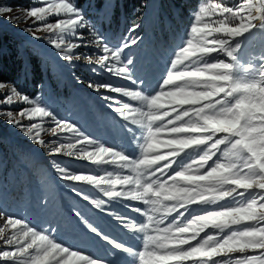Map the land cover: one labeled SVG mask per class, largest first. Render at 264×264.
<instances>
[{
  "label": "clouds",
  "instance_id": "1",
  "mask_svg": "<svg viewBox=\"0 0 264 264\" xmlns=\"http://www.w3.org/2000/svg\"><path fill=\"white\" fill-rule=\"evenodd\" d=\"M37 11L42 19L47 10ZM79 19L48 24L44 31L66 33ZM255 27L241 20L234 26L193 28L174 55L162 43L149 48L140 37L115 49L112 55L121 60L119 72L126 79L119 86L88 84L99 101H94L95 130L59 119L44 107L32 109L50 118V127H33L48 155L63 158L50 161L54 175L49 185L66 193L69 201L62 223H51L44 231L26 223L18 232L24 251L37 253L34 264H110L52 237L73 220L87 237L113 249V258L126 257L127 264H144L146 257L155 258L154 264H184V259L212 256L224 248L264 247V229L258 238L255 230L244 229L219 239L242 218L256 216L255 198L216 207L244 196L241 188H264V74L255 79L237 72L239 54ZM49 42L64 60H81L71 54L72 44L62 48V41ZM85 59L95 72L104 68L107 57ZM42 132L56 139L45 143ZM87 165H111L112 170H78ZM40 203L46 205L47 197ZM209 228L217 233L200 238ZM113 229L127 239H117ZM4 235L0 230V239ZM194 240L196 245L185 247Z\"/></svg>",
  "mask_w": 264,
  "mask_h": 264
},
{
  "label": "rangeland",
  "instance_id": "2",
  "mask_svg": "<svg viewBox=\"0 0 264 264\" xmlns=\"http://www.w3.org/2000/svg\"><path fill=\"white\" fill-rule=\"evenodd\" d=\"M107 1V0H106ZM197 5L195 8L189 7L182 9L181 15L184 20V30L179 31L176 37H172L168 41L165 48L170 55H174L175 51L184 46L185 41L189 38L191 29H202L205 26L227 27L234 26L241 20L245 23L251 22L256 27L253 33L248 36L245 48L239 54L238 74L248 78L258 79L264 74L261 65L264 60L260 59V55L264 54V24L256 17L259 10L264 13V0H195ZM60 0H0V7H4L6 11L0 13V31L9 33L12 36L13 44L20 50L21 54L40 57V67L43 69L44 75L47 77L44 82L27 88L23 84V76L27 71H22L20 78L14 82H2L5 84L4 89H0V158L13 171L8 174L9 186L0 188V227H4L8 220L21 219L29 226L38 231H44L45 227L51 223H62L64 220L63 212L68 208L69 201L66 199V193L59 188L50 190L49 177L54 175L51 173L50 161L63 159L59 156H49L47 149L43 148L27 135L24 129L36 123L43 125L44 128L50 127V118L36 117L30 120L27 117L21 118L20 111L25 108L34 107L35 105L25 104L22 100L13 96V103L6 105L3 103L7 95L11 94V89L15 87L21 96L25 95L32 101L37 102L41 107L51 110L59 119H68L73 123L79 124L85 130H95L96 119L93 116L94 101L99 103L97 93L93 89L88 88V84L92 82L94 85L98 83L121 85L126 79L119 72L122 67L121 60H117L112 52L121 47L123 44L131 41L136 37H140L145 41V45L149 46L154 35L152 27L158 22L157 7L160 0H151L148 3L147 10L143 12V16L139 24L133 22L127 31L116 32L114 28L110 31L100 26L101 18L108 21L112 14V6L107 8V3L93 5V0H87L84 4H78L76 0H65L72 3L80 14L84 17L85 25L73 29L69 33H53L45 32L44 27L47 24H55L59 21L68 19L72 14L63 12H49L45 19L37 21L35 17L30 15V11L39 7L48 8L49 5H55ZM260 3V4H259ZM102 5V6H101ZM257 8H259L257 10ZM110 9V10H106ZM170 16H167L168 19ZM67 27V25H65ZM151 31V32H150ZM103 38V41L99 37ZM216 38H223L220 34H216ZM55 40L57 43L62 41L61 47L72 44V55H81L80 61L68 62L60 55V49H57L49 41ZM127 51V50H125ZM23 52V53H22ZM101 56L107 59L104 68H97V71L91 72L90 67L86 66V57H90L93 61ZM216 58V57H214ZM218 58L223 59V56ZM29 59H26V63ZM24 64V65H25ZM250 66V67H249ZM93 67H97L93 64ZM110 69V71H105ZM24 73V74H23ZM67 90L68 93L63 94L62 91ZM36 91V92H35ZM69 94V95H67ZM109 96L114 95L109 92ZM57 106V107H56ZM11 111L13 117L19 120L21 128L9 123L7 112ZM72 113L71 116L68 114ZM36 135V133H33ZM41 139L45 143H50L56 139L47 133H41ZM55 145H52L54 147ZM3 159V160H2ZM69 166L76 167L74 164ZM0 167L5 168L4 165ZM78 170L92 171L97 174L112 170L111 165H102L99 168L87 165ZM2 178V177H1ZM59 183V182H58ZM39 188V195H35ZM55 191V193H54ZM243 191L244 196L237 195L236 199H229L216 207H232L239 202L250 201L255 198L256 203L253 205L252 211L256 212V216L249 215L242 218L239 224H233L223 233L219 234V239H223L229 232L244 229H253L259 236V230L264 229V219L260 218V213L264 212V188L250 187L248 189H239ZM56 194V196H55ZM47 197L46 205L40 203L41 199ZM200 211H207L208 208H200L194 206ZM79 229H83L81 225L75 226L73 220L70 224ZM76 229V228H75ZM14 229L9 225L4 230V238L0 239V251H15L14 246L8 245L6 240L11 236ZM49 232L51 229L49 228ZM57 233L52 232V237L59 243L80 251L91 258L98 261H110L108 255L113 251L107 244L103 243L95 237H87L79 239L77 229L73 232H66L65 240L57 238ZM217 230L209 228L205 233H201V237L207 234H216ZM113 235L117 239H122L123 234L113 230ZM199 239V238H198ZM88 242V245L86 243ZM198 243V240L192 241L185 247H192ZM28 251V250H27ZM25 251V252H27ZM86 251V252H85ZM34 255L31 250L24 257L8 261H0V264H21L22 261L29 262ZM122 264H127L126 257L121 256ZM155 258H145L144 264H154ZM264 264V247L260 246H242L234 248H224L219 254L208 256L201 253L191 259H184V264ZM111 264V261H110Z\"/></svg>",
  "mask_w": 264,
  "mask_h": 264
},
{
  "label": "trees",
  "instance_id": "3",
  "mask_svg": "<svg viewBox=\"0 0 264 264\" xmlns=\"http://www.w3.org/2000/svg\"><path fill=\"white\" fill-rule=\"evenodd\" d=\"M76 1L78 4L82 5L87 0ZM150 1L151 0H93L92 4L97 6L106 2L107 8L112 6L111 17L106 22L101 18L99 21L100 26L108 31H110V28H114L117 30L116 32H119L127 31L130 24H132V19L133 22L139 24L143 12L147 10L146 8ZM196 5L197 3L195 0H160L157 7L159 19L151 29L154 37L152 43L148 47L150 48L155 44L161 43L167 45L172 37H176L179 31L184 30V20L181 15L182 9H188L189 7L195 8ZM167 16H170V19H168ZM12 39L9 33L0 31V82H14L18 80L23 70L25 72L27 71V74L23 76V84L27 88L44 82L47 77L42 73L44 71L40 67V57L38 55L32 57L31 55H26V57H24L20 50L18 51L17 47L13 44ZM26 59H29L28 64H25ZM62 92L63 94L68 93L66 89ZM0 165L5 166L3 169L0 167V188L4 186L6 190L10 182H5H7V176L13 171V168L5 164L4 160L2 162L1 158ZM48 187L50 190H54L53 186L48 185ZM34 191H37L35 195L38 196L40 192L39 188H34Z\"/></svg>",
  "mask_w": 264,
  "mask_h": 264
},
{
  "label": "snow or ice",
  "instance_id": "4",
  "mask_svg": "<svg viewBox=\"0 0 264 264\" xmlns=\"http://www.w3.org/2000/svg\"><path fill=\"white\" fill-rule=\"evenodd\" d=\"M65 5H71V8H67L66 9ZM39 9H46V8L39 7ZM46 10L47 11L43 14L42 19H38L37 18L38 16L41 15L37 11V8L32 9L30 11V15L35 17V19L37 21L44 20L45 16L49 12H57V13L63 12V13L72 14L71 16H69L68 19H65L63 21L77 20L78 18H80L79 19V23H77L75 25H72L70 28H68L66 33L72 32L73 29H76V28H79V27H83L85 25L84 17L80 14V11L76 7H74L72 3L65 2V0H60V2L55 4V5H49V7ZM4 11H6V9L4 7H0V13H3ZM4 88H5V84L0 82V89H4ZM13 96H15L18 99L22 100L25 104L35 105L34 107L25 108L22 111H20L19 116L21 118L27 117V118H29L31 120L34 115L36 117L40 116L38 111L36 113H33L32 109H34V108L39 109V108H42V107L37 102L32 101L29 97H27L25 95L21 96V94L17 92L15 87H13L11 89V94L6 96V98L4 99L3 103L6 104V105H11L13 103ZM7 115L10 118L9 123H14V126H16L18 128L22 127V125L20 124L19 120L16 119L15 117H13V113L11 111L7 112ZM33 125H40V124L33 123V124H31L30 127L24 129V131L26 132L27 135L31 136L33 140L37 141V137H36V135H33V133H36L38 131V129L34 128ZM0 215H2V213H0ZM24 224H26V223L23 220H21V219H11L10 218L8 220L7 224L4 227H0V230H2V231H4L5 228L8 227L9 225L14 229V231L11 234V236H9L7 238L6 243L8 245L14 246V248H15V251H8V250L0 251V261H8V260L19 259L21 257H24L25 254L28 253L31 250V252H33L34 255L31 257L30 264H34V260H35V258L37 256V253L35 252L34 249H31V248L28 249L27 252H25L24 251L25 245L20 243L19 239H18V235L17 234L21 230V228H23ZM21 264H29V262L22 261Z\"/></svg>",
  "mask_w": 264,
  "mask_h": 264
},
{
  "label": "bare ground",
  "instance_id": "5",
  "mask_svg": "<svg viewBox=\"0 0 264 264\" xmlns=\"http://www.w3.org/2000/svg\"><path fill=\"white\" fill-rule=\"evenodd\" d=\"M261 2L263 1V0H260ZM260 4V3H259ZM259 8H257V10H258ZM256 18L260 21V22H262L263 24H264V13L261 11V10H259L258 12H257V14H256ZM147 258V257H146Z\"/></svg>",
  "mask_w": 264,
  "mask_h": 264
}]
</instances>
